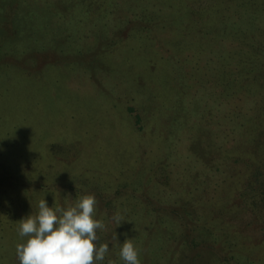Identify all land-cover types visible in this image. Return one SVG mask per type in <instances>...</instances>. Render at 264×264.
Instances as JSON below:
<instances>
[{
	"label": "rangeland",
	"instance_id": "rangeland-1",
	"mask_svg": "<svg viewBox=\"0 0 264 264\" xmlns=\"http://www.w3.org/2000/svg\"><path fill=\"white\" fill-rule=\"evenodd\" d=\"M31 1L0 0V199L13 217L5 223L19 226L42 198L67 207L94 194L106 225L95 243L110 246L98 264H123L127 238L141 264H183L185 234L201 227L214 188L233 176L236 191L256 186L253 171L227 159L220 125L238 135V113L227 114L236 102L225 103L235 75L222 65L226 37L238 43V1L220 0L209 19L167 0ZM206 19L192 40L193 22ZM189 176L200 177L199 205L178 211ZM239 192L237 210L223 216L235 226V259L224 264H264V229L246 228L254 215ZM18 226L0 230V264H20L16 245L27 237ZM238 227L249 243L238 245Z\"/></svg>",
	"mask_w": 264,
	"mask_h": 264
},
{
	"label": "trees",
	"instance_id": "trees-1",
	"mask_svg": "<svg viewBox=\"0 0 264 264\" xmlns=\"http://www.w3.org/2000/svg\"><path fill=\"white\" fill-rule=\"evenodd\" d=\"M26 1L33 3L31 0ZM167 1L173 6H178L179 3L180 5L184 4L192 14H200L202 19L205 16L209 19L210 15L212 18L222 8L219 6L220 0ZM237 1L238 43L233 47L232 44H228V42H232V39L226 37L222 49L225 53L222 65L230 74L235 75V99L230 100L227 97L225 103L236 102L230 106L227 114L238 113V135L233 137L225 120L220 125L223 126L224 140H226L223 147L228 151L227 159L236 160L238 169L241 173L246 171V176H250L253 171L255 178L252 181L256 186L249 190L239 189L240 192L236 191L235 180H231L234 178L233 176L231 179L227 178L224 186L214 188L213 193L202 202L204 213L198 216L201 222L197 223L201 227L192 232V237L189 233L185 234L183 243L190 256L188 259L186 258L183 264H197L199 262H204L202 264H224V262L229 263L235 259V255L228 249L230 242H227L232 237L235 226L225 220L223 216L225 213H232L237 210L238 192L242 202L246 205V210H250L254 215L252 224L245 227L253 230L264 229V0ZM43 4H47V6L41 4L43 9L52 8L47 2ZM209 9L212 11L208 13ZM208 19L193 22L192 40H196L200 33H204L210 23L207 21ZM174 27L171 24V29ZM161 29L166 32L170 30V27L162 25ZM177 31L179 34L186 35V30L183 28H179ZM229 55L234 58L233 61L228 59ZM60 147L55 145V150ZM63 148L66 151V148ZM193 166H197V161ZM11 171L16 173L12 168ZM194 177H197V174ZM194 177H187L186 184L188 186L184 188L185 194L182 196L185 200L183 206H176L178 211L186 212L187 206L190 211L193 205H199L197 192L202 184H200V177L198 184ZM240 179L241 177L238 175V180ZM191 185L194 187L191 188ZM44 190V186H41L36 191L42 195L41 191ZM3 201L7 202L9 199H0V230H4L7 225H12L14 229L15 226H18L17 224L5 223L6 219L13 217L9 216V210L5 209L6 204ZM188 217L189 215L185 218L188 219ZM207 228H209L210 233L206 232ZM222 229H226L227 233ZM210 235L211 240H208ZM218 243L221 244L220 247L217 246ZM247 243L249 240L243 236L242 227H238V245ZM250 249L247 250L250 251Z\"/></svg>",
	"mask_w": 264,
	"mask_h": 264
},
{
	"label": "clouds",
	"instance_id": "clouds-1",
	"mask_svg": "<svg viewBox=\"0 0 264 264\" xmlns=\"http://www.w3.org/2000/svg\"><path fill=\"white\" fill-rule=\"evenodd\" d=\"M96 197L87 194L76 198L67 207L49 206L42 198L38 212L26 215L19 221L18 234L27 237L16 245L20 264H96L109 252V243L97 245V230L105 223L96 217ZM112 219L117 226L123 221V213L117 212ZM119 257L123 264H141L139 250L131 238L120 246ZM109 264H115L109 260Z\"/></svg>",
	"mask_w": 264,
	"mask_h": 264
}]
</instances>
